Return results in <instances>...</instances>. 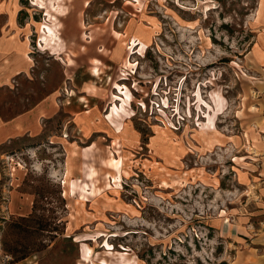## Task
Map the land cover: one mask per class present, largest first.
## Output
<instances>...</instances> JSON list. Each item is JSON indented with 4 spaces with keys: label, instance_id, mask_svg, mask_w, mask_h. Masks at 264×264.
I'll use <instances>...</instances> for the list:
<instances>
[{
    "label": "rangeland",
    "instance_id": "obj_1",
    "mask_svg": "<svg viewBox=\"0 0 264 264\" xmlns=\"http://www.w3.org/2000/svg\"><path fill=\"white\" fill-rule=\"evenodd\" d=\"M2 43L0 264H229L249 242L264 0H0Z\"/></svg>",
    "mask_w": 264,
    "mask_h": 264
},
{
    "label": "crops",
    "instance_id": "obj_2",
    "mask_svg": "<svg viewBox=\"0 0 264 264\" xmlns=\"http://www.w3.org/2000/svg\"><path fill=\"white\" fill-rule=\"evenodd\" d=\"M4 51L5 45L2 43L0 45V56L5 55ZM1 71H6L5 64H3L2 68L0 66V73ZM259 120L260 121L257 123V126H260L262 130L260 134L256 135L255 133V141H253L254 145L252 143L253 147L251 146L258 164L256 168V181L253 183V190L255 192V196L260 198V202L264 207V115H261ZM229 264H264V217L260 220L259 226L252 232L249 242L242 245L239 250L236 251L235 256L229 261Z\"/></svg>",
    "mask_w": 264,
    "mask_h": 264
},
{
    "label": "built area",
    "instance_id": "obj_3",
    "mask_svg": "<svg viewBox=\"0 0 264 264\" xmlns=\"http://www.w3.org/2000/svg\"><path fill=\"white\" fill-rule=\"evenodd\" d=\"M5 257H6L7 259H9L8 256H5ZM7 261H8V260H7Z\"/></svg>",
    "mask_w": 264,
    "mask_h": 264
}]
</instances>
